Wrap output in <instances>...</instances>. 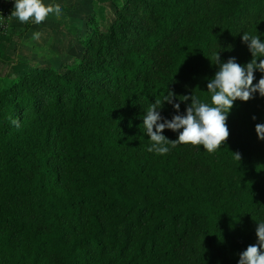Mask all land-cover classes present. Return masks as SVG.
I'll return each mask as SVG.
<instances>
[{"label":"trees","instance_id":"obj_1","mask_svg":"<svg viewBox=\"0 0 264 264\" xmlns=\"http://www.w3.org/2000/svg\"><path fill=\"white\" fill-rule=\"evenodd\" d=\"M168 1L129 0L119 11L103 45L104 76L38 69L0 89V264H238L228 232L264 212V141L255 132L264 97L234 102L229 138L212 153L191 144L149 152L143 116L169 91L210 103L203 56L223 52L246 65L241 36H260L264 11L243 32L224 14L232 7L236 17L241 0H185L187 11L166 9ZM123 47L131 59L115 60ZM254 75L255 84L262 73ZM179 103L183 114L190 101ZM175 114L163 104L165 119ZM198 221L203 249L190 257Z\"/></svg>","mask_w":264,"mask_h":264},{"label":"rangeland","instance_id":"obj_2","mask_svg":"<svg viewBox=\"0 0 264 264\" xmlns=\"http://www.w3.org/2000/svg\"><path fill=\"white\" fill-rule=\"evenodd\" d=\"M41 3L45 6L58 4L61 14L58 17L49 14L40 25L32 20L22 23L18 18L13 17V21L9 19L13 29L12 34L7 30L2 31V36L6 41L9 39L10 45L14 48L10 49V55L3 57L8 60L12 68L8 78L0 79V89L5 91L21 76H33L38 69L50 71L55 78L65 75L104 76L108 64L104 62L106 55L103 45L109 40L113 27L117 26L118 13H122L119 11L129 3V0H41ZM188 5L185 0H171L165 4V7L187 11ZM237 5L239 14L236 17L232 7L224 14L232 23L236 19L235 23L242 24L243 32H248L253 27V23H257L262 18L264 0H241ZM263 24L264 22H260L258 25ZM37 32L40 36L34 38V33ZM260 37L264 40V26ZM90 44L95 48H89ZM19 48L23 50L20 51ZM120 49L122 50L115 60H130L134 50L124 47ZM216 53H219L221 62L229 59L223 52L205 54L203 59L207 60L208 65L203 63L207 69L203 77L208 80L214 78L219 70V65L214 59ZM255 221L264 222V212H258L253 217H244L238 229L229 230L227 237L231 252L228 256L231 261L238 263L239 254L246 250L247 246L257 242ZM201 227L203 224L198 221L194 226L195 232L187 239L184 253L187 252L190 257L197 256L203 249ZM184 260H187V256Z\"/></svg>","mask_w":264,"mask_h":264},{"label":"clouds","instance_id":"obj_3","mask_svg":"<svg viewBox=\"0 0 264 264\" xmlns=\"http://www.w3.org/2000/svg\"><path fill=\"white\" fill-rule=\"evenodd\" d=\"M49 14L58 17L61 14L60 6L58 4L45 6L41 0H14L10 16L18 18L22 23L32 20L40 25ZM39 36L40 33H34V38ZM241 42L247 44L252 56L251 61L246 65L237 63L234 57L221 62L219 53L214 55L219 70L207 83V92L211 97L210 103L202 102L192 94L181 96L183 100L180 101L173 92L169 91L163 100L157 99L155 103L150 104L143 116V126L152 141L148 148L149 152L164 155L169 152V145L175 147L177 144L202 145L207 152H215L229 138L230 132L226 120L234 102H248L257 93L264 97V41H261L258 34L244 33L241 36ZM256 71L262 75L254 84ZM174 100L190 101L183 114L179 111L180 103H173ZM164 103L171 104L176 112L170 120L161 115ZM252 119L255 120V116ZM10 120L15 127H20L18 118H10ZM166 129L178 132L177 139L166 138L162 134ZM255 132L258 140L264 141V123L256 124ZM232 154L236 160L240 161V153ZM256 225L257 242L250 244L239 254L238 264H264V222Z\"/></svg>","mask_w":264,"mask_h":264},{"label":"crops","instance_id":"obj_4","mask_svg":"<svg viewBox=\"0 0 264 264\" xmlns=\"http://www.w3.org/2000/svg\"><path fill=\"white\" fill-rule=\"evenodd\" d=\"M1 1H2V4H0V20L3 18L5 23L1 24L0 22V79L4 80L5 78L9 77L12 67H10L8 60L4 59L3 57H7L8 55H10V52H11L10 49L14 48V46L10 45L11 42L8 41L9 39L6 41V39L2 36V31L7 30L8 32H11V34L13 32L9 19L13 21V17L10 18V13L13 11L14 1L13 0H0V2ZM11 1L13 2L10 4ZM8 24H9V27H8ZM12 36L14 37V35H11V37ZM19 37L20 36H18V38ZM18 50L21 51L23 49L19 48Z\"/></svg>","mask_w":264,"mask_h":264},{"label":"built area","instance_id":"obj_5","mask_svg":"<svg viewBox=\"0 0 264 264\" xmlns=\"http://www.w3.org/2000/svg\"><path fill=\"white\" fill-rule=\"evenodd\" d=\"M0 4H2V1L0 2ZM0 22H1V24L5 23L3 18L0 20Z\"/></svg>","mask_w":264,"mask_h":264}]
</instances>
